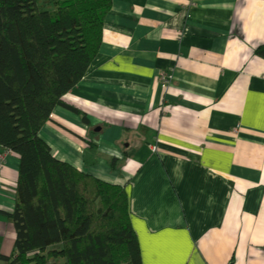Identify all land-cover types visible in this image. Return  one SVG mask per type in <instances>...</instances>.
I'll use <instances>...</instances> for the list:
<instances>
[{
    "label": "crops",
    "instance_id": "0c3cea01",
    "mask_svg": "<svg viewBox=\"0 0 264 264\" xmlns=\"http://www.w3.org/2000/svg\"><path fill=\"white\" fill-rule=\"evenodd\" d=\"M262 45L264 0H112L66 97L102 129L95 164L84 165L90 127L77 114L55 107L40 130L54 158L124 187L142 264H264ZM0 155L10 213L18 158ZM13 242L0 215V255Z\"/></svg>",
    "mask_w": 264,
    "mask_h": 264
},
{
    "label": "trees",
    "instance_id": "16d2710c",
    "mask_svg": "<svg viewBox=\"0 0 264 264\" xmlns=\"http://www.w3.org/2000/svg\"><path fill=\"white\" fill-rule=\"evenodd\" d=\"M112 0H0V148L18 158L13 251L0 264H142L124 187L54 158L39 137L102 42ZM255 54L264 59V45ZM96 128L83 152L95 164ZM117 159L109 160L115 169Z\"/></svg>",
    "mask_w": 264,
    "mask_h": 264
},
{
    "label": "rangeland",
    "instance_id": "374dc122",
    "mask_svg": "<svg viewBox=\"0 0 264 264\" xmlns=\"http://www.w3.org/2000/svg\"><path fill=\"white\" fill-rule=\"evenodd\" d=\"M162 74H164V73H162ZM161 74V75H162ZM164 75H166V74H164ZM166 76H168V75H166ZM161 77V76H160ZM171 79H172V77H171ZM171 79H170V81H171ZM169 81V82H170ZM164 85V84H163ZM165 86H167V85H165ZM90 127V126H89ZM3 162H4V156L2 155H0V170H1V167H2V164H3ZM6 191V189L5 188H2V187H0V191ZM7 193H10V191H8Z\"/></svg>",
    "mask_w": 264,
    "mask_h": 264
},
{
    "label": "built area",
    "instance_id": "2783aa9c",
    "mask_svg": "<svg viewBox=\"0 0 264 264\" xmlns=\"http://www.w3.org/2000/svg\"><path fill=\"white\" fill-rule=\"evenodd\" d=\"M161 80H162V83L163 84H165V85H168V83H169V81H170V79H171V77L169 76H166V75H164V74H162L161 75ZM154 151H155V149H153Z\"/></svg>",
    "mask_w": 264,
    "mask_h": 264
}]
</instances>
